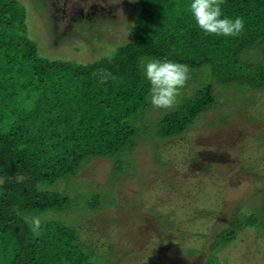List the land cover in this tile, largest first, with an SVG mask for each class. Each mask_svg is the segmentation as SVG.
Returning a JSON list of instances; mask_svg holds the SVG:
<instances>
[{
  "label": "trees",
  "instance_id": "obj_1",
  "mask_svg": "<svg viewBox=\"0 0 264 264\" xmlns=\"http://www.w3.org/2000/svg\"><path fill=\"white\" fill-rule=\"evenodd\" d=\"M138 2L135 40L111 56L70 64L41 56L26 34L22 7L16 0H0V264L86 262L77 229L40 217L36 235L24 218L64 211L70 198L62 185L53 186L79 178L94 159L112 162V179L132 167L128 152L138 146L143 131L138 123L149 108L143 58H167L211 72L199 94L159 121L162 138L184 133L214 102L212 80L264 83V0H221L225 16L244 20L236 38L201 32L187 10L190 0ZM236 64H258L262 76L236 78ZM101 70L111 74L103 84L95 75ZM254 213L218 233L214 250L248 226L264 239V212ZM214 258L208 256L207 264Z\"/></svg>",
  "mask_w": 264,
  "mask_h": 264
},
{
  "label": "rangeland",
  "instance_id": "obj_2",
  "mask_svg": "<svg viewBox=\"0 0 264 264\" xmlns=\"http://www.w3.org/2000/svg\"><path fill=\"white\" fill-rule=\"evenodd\" d=\"M16 1L39 54L70 64L111 56L135 40L141 9L138 0H101L104 9L81 0L76 10V0L65 6ZM151 59L159 58H143L142 69ZM233 73L262 76L258 64H236ZM210 77L209 70H190L172 109H154L149 101L126 174L112 179V162L94 159L79 178L53 186L62 185L69 203L64 211L38 217L77 229L85 263L207 264L215 256L214 264H264V239L256 228L240 230L216 250L213 245L237 218L264 212V83L212 80L214 102L194 124L182 134H159L163 116L199 94Z\"/></svg>",
  "mask_w": 264,
  "mask_h": 264
},
{
  "label": "clouds",
  "instance_id": "obj_3",
  "mask_svg": "<svg viewBox=\"0 0 264 264\" xmlns=\"http://www.w3.org/2000/svg\"><path fill=\"white\" fill-rule=\"evenodd\" d=\"M187 10L195 26L206 35L217 37H238L244 29V20L225 16L221 0H190ZM143 76L148 83V99L154 109L169 110L176 105L179 90L189 79V66L167 58L151 59L143 65ZM98 82L106 83L111 77L103 70L95 74ZM31 230L39 235L42 221L38 216L25 217Z\"/></svg>",
  "mask_w": 264,
  "mask_h": 264
},
{
  "label": "flooded vegetation",
  "instance_id": "obj_4",
  "mask_svg": "<svg viewBox=\"0 0 264 264\" xmlns=\"http://www.w3.org/2000/svg\"><path fill=\"white\" fill-rule=\"evenodd\" d=\"M69 0H54L53 2H56V6L58 5V4H60L61 6H62V4H63V6H65V2H66V5H67V2H68ZM84 2H90L91 3V5H93L95 8H97V7H100V8H103L104 9V7L106 8V4L105 3H101V0H83ZM64 2V3H63ZM77 2V3H76ZM79 3H81V0H76V1H74V3H73V6H74V8H73V6H71V10H72V8L73 9H75L76 10V5H78ZM104 6V7H103ZM79 9V8H78ZM77 9V10H78ZM83 9V8H82ZM65 11H66V9H65Z\"/></svg>",
  "mask_w": 264,
  "mask_h": 264
}]
</instances>
